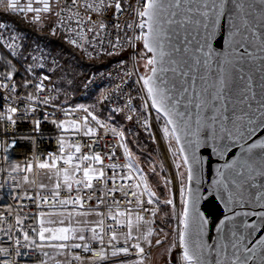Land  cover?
I'll use <instances>...</instances> for the list:
<instances>
[{
	"label": "built area",
	"instance_id": "obj_1",
	"mask_svg": "<svg viewBox=\"0 0 264 264\" xmlns=\"http://www.w3.org/2000/svg\"><path fill=\"white\" fill-rule=\"evenodd\" d=\"M41 1L51 0H0V10L26 18L28 7ZM149 3L53 0V31L70 46L89 49L95 59L120 57L93 71L78 92L67 89L61 97L51 61L38 56V66L24 72L19 44L0 33V264H132L150 258L151 234L165 222L166 202L150 188L123 127L102 121L83 104L95 96L108 114L124 117L153 142L169 189L176 191L177 156L183 157L177 144L173 151L170 126L154 109L137 66ZM43 173L57 176L55 187L40 186ZM78 214L100 216L95 238L71 236L65 256L48 259L39 241L41 219ZM129 215L132 222L125 219ZM179 230L173 263L194 264L182 253L183 221Z\"/></svg>",
	"mask_w": 264,
	"mask_h": 264
},
{
	"label": "water",
	"instance_id": "obj_2",
	"mask_svg": "<svg viewBox=\"0 0 264 264\" xmlns=\"http://www.w3.org/2000/svg\"><path fill=\"white\" fill-rule=\"evenodd\" d=\"M144 76L188 174L182 253L264 264V0H150Z\"/></svg>",
	"mask_w": 264,
	"mask_h": 264
},
{
	"label": "rangeland",
	"instance_id": "obj_3",
	"mask_svg": "<svg viewBox=\"0 0 264 264\" xmlns=\"http://www.w3.org/2000/svg\"><path fill=\"white\" fill-rule=\"evenodd\" d=\"M28 8H29V14L25 19L30 20V18L34 16L35 18H37V22L40 25L44 24L47 20H52L53 14L55 12L53 0H51L47 4L41 1V3H39L38 6L32 5L29 6ZM36 50L37 49L35 48L34 52L29 54L31 55L30 56L31 61L34 67L38 66V62L40 61L41 57L38 56H44L41 50L39 51ZM79 51L82 52V55L87 58L86 60H88L89 57L91 58L89 49L79 50ZM72 62L73 63L70 64V67H66L62 69V80L65 83L64 89L70 88V86H72L74 79L79 75L78 67H77V65H79V61L73 59ZM147 62H148V55L145 49H143L142 47L137 50V66H138V70L140 71L143 77L145 76V73H147L146 71ZM57 68H59L57 67V65L55 66L54 64H51L52 71L56 70ZM143 84H144V88H146L145 82ZM93 97L94 98L92 99L86 100L83 104L88 106L94 113L95 111L104 112L109 120H113L114 117L108 114V112L104 109L105 105L103 103L99 104V100L95 99V96ZM95 115L97 114L95 113ZM97 116L99 117V115ZM126 125L130 126V129L133 134L140 133L137 130L133 129V127L128 122H125L121 126L124 129ZM64 126L66 127L67 124L64 123ZM170 131H168V134L170 136V144L171 147L173 148V151L176 152L175 144L177 143L173 132ZM150 143L153 144L155 148V153L153 156L147 157L146 160L143 161L140 158V156L136 155L135 153L133 154L137 159V161L145 169L150 188L153 190V192L156 195L161 196L166 202V206L163 208V213L165 215V219H164L165 222L158 231L152 232L151 234L152 250H151L150 258L148 259L146 258L143 261L135 262L132 264H174L173 262L176 257V245L177 242L180 240V236H181L179 227H180V223L183 221L184 207H185L186 193L188 186V174L186 171L184 160L179 159L177 156V160H178L177 187H176V191L172 192L169 189L168 182L166 181V175L164 174L162 169L163 161L159 149L156 147V145L153 142ZM47 176H49L48 173L40 174V177L42 179L47 178ZM92 215L94 214L68 215L70 217L53 216L51 218H54V220L52 219L50 223L56 226H62V225H66V223L65 222L63 223L61 218L63 217H65L66 219L72 218V220L77 221L78 224L75 225H77V228H79L81 234L83 233L84 235L85 234L87 235V233H89L90 235L92 234V236L95 237L97 234V230H95V228L93 227L92 222L87 223L89 217L90 219H92L91 217ZM123 218L124 217H120L121 220H123ZM125 219L129 220L130 222L134 220L133 216L131 215L126 216ZM72 238L74 237L72 236ZM64 253L65 250L64 252L62 253L58 252L57 254L60 255L61 257H64L65 256Z\"/></svg>",
	"mask_w": 264,
	"mask_h": 264
},
{
	"label": "trees",
	"instance_id": "obj_4",
	"mask_svg": "<svg viewBox=\"0 0 264 264\" xmlns=\"http://www.w3.org/2000/svg\"><path fill=\"white\" fill-rule=\"evenodd\" d=\"M2 24L7 25V27L3 29L0 27V33L3 37L13 40L20 46L18 57L24 72H26L27 69L34 67V65H32L31 55L29 54L33 53L35 48L37 49L36 51L41 50L43 52L42 54L51 61V64L59 67L52 71V78L60 97L67 89L78 92L85 80L93 71L120 58L117 56L104 57L100 59L89 57V59L86 60L87 58L82 55V52L75 47L70 46L60 34L53 31L52 20H47L44 24L40 25L37 22V18L34 16L31 17L30 20H26L21 17L18 12L0 10V26ZM142 47L144 49L143 44L139 47V49ZM73 59L79 61V65H77L79 75L74 79L70 88L64 89L65 83L62 80V69L70 67V64L73 63ZM3 62V59L0 57V69L4 66ZM92 98L94 97L92 96L87 100ZM104 109L106 110V108ZM95 113L99 115L102 121L109 120L104 112L95 111ZM109 121L118 125L125 123V119L122 116L114 117L113 120ZM123 130L128 137V145L133 153L140 156L143 161H145L147 157L154 155V145L148 142L147 138L143 134H133L130 126L127 125Z\"/></svg>",
	"mask_w": 264,
	"mask_h": 264
},
{
	"label": "crops",
	"instance_id": "obj_5",
	"mask_svg": "<svg viewBox=\"0 0 264 264\" xmlns=\"http://www.w3.org/2000/svg\"><path fill=\"white\" fill-rule=\"evenodd\" d=\"M64 177L63 179H68L69 174L64 173L61 175ZM50 177V178H49ZM57 176L55 174H51L47 176V178L42 179L39 177V184L44 188H52L56 185ZM49 183V184H48ZM52 183V184H50ZM48 186V187H47ZM50 186V187H49ZM52 216L43 217L41 219V229H40V239L39 241L43 246H45V252L48 255V259H54L58 255V252H64L65 250V241L68 240L71 236L75 239H82V240H92L95 237L87 233L81 234L79 228H77L78 224L76 220H72V218L66 219L65 217L61 218L63 223L65 222L66 225L56 226L51 224L50 221L54 218ZM70 217V216H68ZM92 219H88L87 223L92 222L93 227L98 232V228L100 226L101 218L99 215L94 214L91 216ZM91 220V221H90ZM76 236V237H75Z\"/></svg>",
	"mask_w": 264,
	"mask_h": 264
},
{
	"label": "flooded vegetation",
	"instance_id": "obj_6",
	"mask_svg": "<svg viewBox=\"0 0 264 264\" xmlns=\"http://www.w3.org/2000/svg\"><path fill=\"white\" fill-rule=\"evenodd\" d=\"M148 69H149V64H148V62H147V70L146 71H148ZM146 74V73H145Z\"/></svg>",
	"mask_w": 264,
	"mask_h": 264
}]
</instances>
